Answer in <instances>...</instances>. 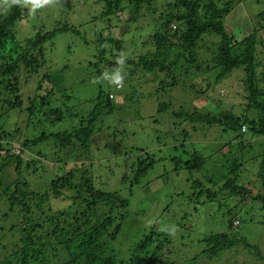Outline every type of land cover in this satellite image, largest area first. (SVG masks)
<instances>
[{"label":"trees","instance_id":"obj_1","mask_svg":"<svg viewBox=\"0 0 264 264\" xmlns=\"http://www.w3.org/2000/svg\"><path fill=\"white\" fill-rule=\"evenodd\" d=\"M98 1L103 3L102 16L105 18L115 16L127 8L130 12L127 27L131 26L129 23H137L138 18L145 17L151 38L146 42L144 38L139 39L141 34L136 33L131 41L134 56L128 57L124 55L126 50L123 39L96 34L91 43V57L86 62L89 73L98 83L104 71L128 67V78L133 80L137 74H142L145 77L141 83L143 86L156 82L158 88L148 94L153 99L158 114L162 116L164 113L165 117L170 118V126L174 130L184 125V122L178 121L179 117L188 121L190 129H181L175 146L187 158L175 159L174 170L184 169L188 173L190 189L178 195L188 205L192 203V213L199 204L197 202L211 203L217 199L213 204L222 207L232 197L237 198L232 210L241 205H250V209L257 205L264 209V140L258 142L259 138L264 137V0H255L260 4L258 13L250 20L249 29L252 30L246 32L242 39H238L233 32L229 33V27L226 26L234 0H167L165 5H159L158 0ZM11 2L13 4L10 9H6L4 3L0 4V101L3 104L0 106V173L14 165L17 176L0 177V221L6 223L9 214L14 219L7 229L4 222L0 223V235L6 230L7 234L14 229L18 237L6 255L0 258V264H185L201 255L208 258V262L264 264V253L260 248L236 232L238 226L234 225L235 220L240 225L243 223V214L249 213L241 214L240 211L232 210L221 212L222 216L218 218L227 216V227L200 238L197 241L200 248L194 254L189 253L190 242L186 245L179 243L167 229L153 225L146 235L134 243L129 258L120 261L117 260L114 241L127 217V208L130 206L128 197L118 191L100 188L98 182L89 176V169L83 171L80 165L58 176L42 192H27L28 176L38 172V159H35L33 152L44 147L43 149L52 151V156H58L66 148H82L83 155H87L96 123L104 114L112 112L114 104L108 97L110 92L104 94L98 84L96 98L87 100L93 107L84 119L82 113L70 109V120L75 122L73 125L70 123V129L56 130L54 126V131L42 129L39 135L30 137L26 133L24 138L19 134L18 128L6 130L3 122L9 119L11 110L18 111L19 118L23 115L21 123L27 132L30 125L36 129L45 122H52L53 118V122L63 121L64 113L61 107H53V100L65 92L64 70L52 69L46 63L44 44L56 34L65 32H73L89 43L78 29L67 23L59 24L47 32L39 28L23 42L17 41L15 25L18 20L28 16L32 7L30 0ZM160 8H163L162 12L159 11ZM38 11L37 8L36 12ZM157 11L160 12L159 16L154 18ZM133 25L135 29L141 28ZM140 45L145 47L143 52L139 51ZM121 57L124 59L123 65L117 63ZM236 71H241L244 75L243 92L237 93V97L241 96L246 101L241 107V114L235 113L241 106L240 102L227 106L214 94V113L201 111L195 106L192 113L185 112L180 103V110L177 112L179 117L171 120L170 102L176 97V88L191 93L193 100L194 95L211 96L213 92L210 90ZM23 76L25 80L40 76L37 90L42 88L43 82L50 83V87H44V94L28 98L29 105L26 108L19 95V83ZM116 88L119 89L120 86ZM161 94L168 95L167 99L159 101ZM141 97L146 96L129 93L127 100H140ZM187 98L190 99L184 94L177 96V100ZM43 116L44 122L40 119ZM33 118L38 120L37 125ZM246 128L248 133L243 131ZM210 130L220 134L216 140L224 137L228 141L212 145V153L199 150L195 143H190V148H187V140L193 134L201 136ZM251 138L257 142L250 140ZM15 144L18 145V153L13 151ZM152 157L153 159L143 158L139 161L129 171L130 178L121 176L122 183L130 181V195L133 193V185L139 183L156 162V156ZM211 160L215 162L213 165L210 164ZM247 164L253 167L254 177L249 176L251 179L246 173L243 174ZM90 165L93 166L91 161ZM248 169L251 173L249 166ZM195 172L201 174L202 178L193 176ZM244 176L251 181L240 183ZM207 184L214 185L217 190L206 186ZM223 191L225 194L220 195ZM157 193L158 191L155 192ZM65 195L70 200L61 211H44L40 207L48 197L59 198ZM36 207H40V211ZM182 229L185 233L190 232L184 227ZM182 247L188 251L177 256Z\"/></svg>","mask_w":264,"mask_h":264},{"label":"rangeland","instance_id":"obj_2","mask_svg":"<svg viewBox=\"0 0 264 264\" xmlns=\"http://www.w3.org/2000/svg\"><path fill=\"white\" fill-rule=\"evenodd\" d=\"M220 1L223 2L224 0ZM158 2L159 5H165L167 0H158ZM1 3L7 6L6 9H10L13 4L11 0H8L7 3L6 0H0ZM259 6L260 4L255 0H234L231 12L226 20V26L229 27L228 32H233L238 39H242L246 35V32L249 33L252 30L249 29L251 27L250 20H253L257 15ZM38 10V12L36 10L33 12L31 9L26 18L18 20L14 28L17 41L23 42L26 38L34 35L39 28L47 32L59 24L67 23L78 29L90 44L81 40L73 32L58 33L51 41L44 44L46 63L52 69L64 70L65 92L57 95L53 100V107H61L60 109L64 113L65 118L63 121L58 123L53 122L55 120L53 118L52 122H45L36 129L31 128L30 125L27 132L24 124L21 123L24 120L23 115L19 118L18 111L11 110L8 114L9 119L3 122L4 128L8 131L18 128V132L23 138L26 133L30 137L39 135L42 129L54 131L52 129L54 126L56 130L70 129V123L72 125L75 124V122H71L70 120V109L74 110V112L82 113L84 116L82 119H84L93 107V104L91 102L89 104L87 100L96 98L99 89L98 84L102 87L104 94L110 92L108 97L113 102L114 107L112 112L104 114L96 123L87 155H83L82 148H66L60 151L58 156H52V151H47L43 149L44 147H39L40 150L38 148V151L36 149L33 155L36 157L35 159H38V172L37 174L28 176L29 187H27V192H42L45 186H48L58 176L67 172L68 169L80 165L83 171L86 168L89 169V176L98 182L100 188L118 191L130 200V206L127 208V217L122 224V229L117 240L114 241L117 260L128 259L134 243L146 235L153 225L167 229L171 233V236L179 243L186 245L190 242V254L198 252L200 247L197 241L200 238L220 232L227 227V216L220 219L218 217L222 216L221 212L232 210V206L237 198L232 197L226 201L228 204L222 207L213 204L217 199H214L211 203L204 204L202 203L205 201H200L197 202L199 204L194 209V213H192V203L188 205L187 201L183 200L180 197L181 195H178V193H185L190 189L188 186L190 179L187 178L188 173L184 169L174 170L175 159L187 158V155L181 149H175L177 145L176 139L180 136L181 129L183 131L185 130L184 128L189 130L190 125L188 121L179 117L177 112H179V105L182 103L185 112L192 113L195 106L201 111L214 113L216 110L215 94L223 102L222 104L227 106L232 104L237 105L240 102L241 106L235 110V113L241 114L243 111L241 107L245 105L246 101L241 96L237 97V93L243 92L242 79L244 75H242L241 71L233 72L220 85L216 84L213 90H210L213 92L211 96L194 95V100L191 93L182 88H176V97L173 102H170L172 108H170L169 116L171 120H177L179 117L178 121L184 122V125L177 128L178 130H174L170 126V118L165 117L164 113H162V116L158 114L156 105H153V99L148 94L150 91L154 92L158 88L156 82L143 86L141 83L145 77L142 74H137L132 80L128 78L130 68L124 67L118 70L124 79L122 86L117 89L115 84L103 78L105 73L111 75L117 69L104 71L97 83L91 77L89 67L86 64L91 57L90 52L93 50L91 43L96 34L111 35L123 39L126 50L124 55L133 57L134 52L133 50L131 52V41L136 37V33L141 34L142 36L139 39L144 38L146 42L151 38L145 17L138 18L137 23H129L128 25L131 26L127 27L126 21L129 19L130 13L127 8L124 11L118 12L115 16L105 18L102 16L103 3L98 0H47V3L39 7ZM159 11L162 12L163 8H160ZM159 11L154 14V18L159 16ZM132 25L136 26V28L138 26L141 28L135 29ZM139 39L138 42L141 44V40ZM144 48L143 45H140L139 51L143 52ZM262 58L264 60V54ZM137 70L140 71L139 68ZM262 70L264 71V68ZM95 74L98 76L97 73ZM39 77L34 76L30 80H25V76H23L20 79L19 95L21 96L24 108L29 105V97L44 94L46 92L44 87H50V83L43 82L42 88L37 90ZM129 93H133L136 96L140 93L146 97H141L140 100L130 98V101H128ZM178 94H184L190 99L177 100ZM131 96L132 94L129 97ZM167 97L168 95L161 94V96L159 95V101H164ZM0 106H3L1 101ZM135 110L138 112L136 113ZM38 114L42 115V113ZM40 119L45 121L44 116ZM33 120H36L34 124L37 125L38 120L36 118H33ZM243 131L248 133L247 128ZM219 135L213 130L203 133L201 136L195 133L187 140L186 146L189 149V144L195 143L198 145L199 150L212 153L211 150L214 148H210L212 145H219V143L223 144L228 141L224 137L216 140V137ZM259 139L260 141L258 142H263L264 137ZM250 140H254V138ZM254 141L257 142L256 140ZM13 149L15 153H18L17 144L13 145ZM38 152L40 153L38 154ZM152 155L156 156V162L147 171L146 175L142 177L141 181L133 185V193L130 195V181L127 180L126 183H122L120 181L121 176L126 175L130 178L131 173L129 171L137 166L138 162L142 161L143 158L146 160L147 158L153 159ZM24 158L27 159L25 155ZM90 161L93 163V166L90 165ZM214 163V160H211L210 164L213 165ZM248 166L252 174L249 173ZM111 167L113 172L111 171ZM245 168L246 171L243 174L246 173V176L254 177L252 165L247 164ZM16 176L17 173L14 170V165L9 166L3 173H0V177L3 178H15ZM193 176L202 178L201 174L197 172ZM246 176L242 177L239 182H250L251 178L249 177V179ZM206 186L213 187L214 185L207 184ZM215 189L217 190V187H213V190ZM156 191H158L157 194H155ZM224 194L225 191L220 193V195ZM69 200L70 197L67 199V195L59 198L48 197V199L42 201L40 207L44 211L47 209L53 212L61 211L67 207ZM40 207H36L35 209L40 211ZM0 208L2 207L0 206ZM232 211H240L241 214L249 213L248 215L243 214V223L240 225L235 220L234 225L238 226L236 232H239L240 235H243L264 253V209L257 205L252 206L251 209L250 205H241ZM12 216L9 214L8 219L5 220L6 223L3 220L0 221V223L4 222L6 229L11 225L12 220H14L11 219ZM245 220L247 221L245 222ZM182 227L190 232L185 233ZM6 231L0 235V258L6 255L12 243L18 237L14 229L9 230L7 234ZM189 239L191 241H188ZM187 251L183 250L182 247L177 256H182L183 252ZM226 256H228V253H226ZM208 261V258L201 255L197 256V258H192L190 261L185 262V264H224L220 261ZM232 261L230 262L232 263Z\"/></svg>","mask_w":264,"mask_h":264},{"label":"clouds","instance_id":"obj_3","mask_svg":"<svg viewBox=\"0 0 264 264\" xmlns=\"http://www.w3.org/2000/svg\"><path fill=\"white\" fill-rule=\"evenodd\" d=\"M30 3H31L32 11L35 12L37 8L42 7L45 3H47V0H30ZM117 63L123 65L124 59L122 57L119 58L117 60ZM103 78L109 80L111 83L115 84L118 87L122 86V82L124 79V77L120 74L118 70L113 72L111 75L105 73Z\"/></svg>","mask_w":264,"mask_h":264}]
</instances>
